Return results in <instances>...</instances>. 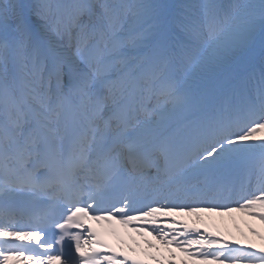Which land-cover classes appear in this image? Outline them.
<instances>
[{
    "label": "snow or ice",
    "instance_id": "obj_1",
    "mask_svg": "<svg viewBox=\"0 0 264 264\" xmlns=\"http://www.w3.org/2000/svg\"><path fill=\"white\" fill-rule=\"evenodd\" d=\"M234 211L264 224V0H0V264H143L89 219L264 264L175 218Z\"/></svg>",
    "mask_w": 264,
    "mask_h": 264
}]
</instances>
